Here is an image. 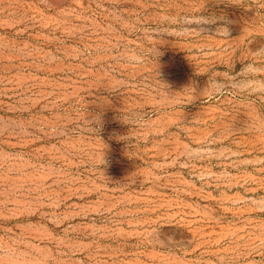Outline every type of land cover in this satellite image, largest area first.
<instances>
[{
    "label": "rangeland",
    "instance_id": "374dc122",
    "mask_svg": "<svg viewBox=\"0 0 264 264\" xmlns=\"http://www.w3.org/2000/svg\"><path fill=\"white\" fill-rule=\"evenodd\" d=\"M261 46L264 0H0V264H264V97L206 85Z\"/></svg>",
    "mask_w": 264,
    "mask_h": 264
},
{
    "label": "clouds",
    "instance_id": "9594fccd",
    "mask_svg": "<svg viewBox=\"0 0 264 264\" xmlns=\"http://www.w3.org/2000/svg\"><path fill=\"white\" fill-rule=\"evenodd\" d=\"M204 12L202 10L199 14H185L180 17L164 15L158 24L150 29V34L154 39L161 41L162 43L160 44L168 42L163 37H170L172 41L210 35L209 33H211V35L227 38L229 36L227 24L231 22L223 15H216L215 13L205 15ZM154 54L155 58L161 54L157 46L154 49ZM252 55L256 59L243 63L238 73L229 74L228 76H217L207 80L206 85L211 88L209 95H220L226 89L231 88L239 94L264 97V46L252 50ZM135 59L139 60L140 57H135ZM192 88L195 93V88ZM197 98L200 97L193 95L192 101ZM119 119L123 124L129 126V129L133 126H146L144 117L129 118L121 114ZM129 138L130 131L127 136L120 137V139L125 140ZM223 156V151H217L211 145H186L181 152L180 159L185 164H190L206 157L222 158Z\"/></svg>",
    "mask_w": 264,
    "mask_h": 264
}]
</instances>
